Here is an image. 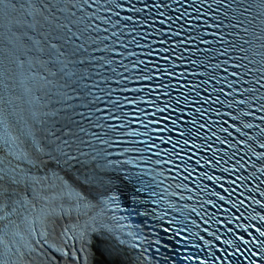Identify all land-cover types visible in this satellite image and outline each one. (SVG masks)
I'll use <instances>...</instances> for the list:
<instances>
[{"label": "snow or ice", "instance_id": "snow-or-ice-1", "mask_svg": "<svg viewBox=\"0 0 264 264\" xmlns=\"http://www.w3.org/2000/svg\"><path fill=\"white\" fill-rule=\"evenodd\" d=\"M0 264H264V0H0Z\"/></svg>", "mask_w": 264, "mask_h": 264}]
</instances>
